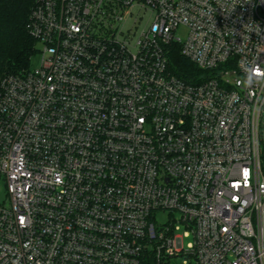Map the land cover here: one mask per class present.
Instances as JSON below:
<instances>
[{
	"label": "built area",
	"instance_id": "obj_1",
	"mask_svg": "<svg viewBox=\"0 0 264 264\" xmlns=\"http://www.w3.org/2000/svg\"><path fill=\"white\" fill-rule=\"evenodd\" d=\"M28 28L39 63L0 81V264H264V0H34Z\"/></svg>",
	"mask_w": 264,
	"mask_h": 264
},
{
	"label": "trees",
	"instance_id": "obj_2",
	"mask_svg": "<svg viewBox=\"0 0 264 264\" xmlns=\"http://www.w3.org/2000/svg\"><path fill=\"white\" fill-rule=\"evenodd\" d=\"M33 4L34 0H0V81L8 73H16L31 66V58L37 49V41L28 28ZM168 56L172 72L182 79L195 81L201 73L181 53L179 45L171 44Z\"/></svg>",
	"mask_w": 264,
	"mask_h": 264
},
{
	"label": "rangeland",
	"instance_id": "obj_3",
	"mask_svg": "<svg viewBox=\"0 0 264 264\" xmlns=\"http://www.w3.org/2000/svg\"><path fill=\"white\" fill-rule=\"evenodd\" d=\"M149 17V14H146L144 16V20H146ZM144 20L139 24V29H141L143 27L144 24ZM176 36L179 37L181 40H184L187 36V28L184 26H180L177 30H176ZM39 59H40V53H35L32 58H31V62L30 65L32 67H35L38 63H39ZM261 145H262V149L264 152V124H262L261 127ZM264 165V164H263ZM264 169V166H263ZM6 197V189H1L0 190V202H2V200ZM155 219L158 223H166L169 219V213L167 210H158L155 212ZM186 241H188V239H185V243ZM187 258H185L183 255H178V256H173L170 257L167 261V264H190L187 262H184Z\"/></svg>",
	"mask_w": 264,
	"mask_h": 264
}]
</instances>
